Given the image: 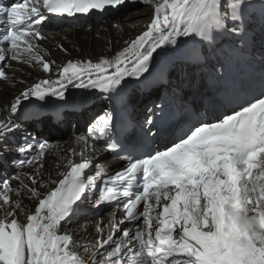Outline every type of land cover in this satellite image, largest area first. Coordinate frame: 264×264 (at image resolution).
Returning a JSON list of instances; mask_svg holds the SVG:
<instances>
[{
  "label": "snow or ice",
  "instance_id": "snow-or-ice-1",
  "mask_svg": "<svg viewBox=\"0 0 264 264\" xmlns=\"http://www.w3.org/2000/svg\"><path fill=\"white\" fill-rule=\"evenodd\" d=\"M140 2L151 8L150 22L119 52L62 66L45 59L40 43L49 17L78 20L137 0L0 3V83H24L12 62L56 76L25 85L0 107V154L9 150L33 99L67 104L69 86L122 93L130 80H147L162 54L209 68L222 80L223 43L230 41L225 56L254 49L257 22L258 86L229 111L197 118L158 147L152 145L164 136L163 117L154 121L151 113L144 121L149 127L130 134L135 126L122 129L105 110L77 139L78 149L55 164V179L43 172L52 145L26 137L15 148L23 158L12 164L32 171L0 179V264H264V0H258V17L253 0ZM186 83L197 87L187 78L170 86L180 93ZM97 152L120 154L123 166L110 172L96 163ZM25 197L36 202L33 209ZM86 202L111 211L106 223H97L96 237L81 243L64 225Z\"/></svg>",
  "mask_w": 264,
  "mask_h": 264
},
{
  "label": "bare ground",
  "instance_id": "bare-ground-1",
  "mask_svg": "<svg viewBox=\"0 0 264 264\" xmlns=\"http://www.w3.org/2000/svg\"><path fill=\"white\" fill-rule=\"evenodd\" d=\"M253 2L255 4L254 11L258 17V0H253ZM132 4L133 3H127L119 8H112L110 13L103 16V18L93 21L92 23L74 24L77 26L68 24L55 26V23L52 22L53 19L49 17V22L45 25L43 32L46 39L40 42L42 48L45 50V59H51L55 61L57 66H62L70 59L72 61L92 59L95 62L100 57L114 56L125 46V41L134 39L138 34L145 30L144 26L150 22L151 8L145 3L142 4L147 6H144L141 10L128 14L115 15V12ZM254 31L256 33V44L254 49L230 52L229 55L225 56L223 53L228 51L229 47L225 48L222 46L221 59L224 60L226 67L233 64L237 69L241 65L239 57L244 55L252 56L260 61L262 52L258 22L256 23ZM61 45L63 46L62 48L60 47ZM12 64L13 67L18 70L16 74L17 81L22 80L24 83H0V107H3L8 101H10L13 98V94H18L25 85H31L42 79H56L54 74L44 72L38 65L30 67L16 62H12ZM214 75L216 74L209 68L176 63L172 58L164 57L162 54L152 70V75L148 77L147 80H141L140 82L147 81L154 84L153 79L161 77L164 81H167V87L173 88L170 85L178 83L182 78H187L188 81H194L197 87L193 89L186 83V86L180 93H177L175 88H173L174 94L176 97L181 94V100H184L190 95L194 101H198L202 95L203 89L211 82H214ZM140 82L137 83L134 79L130 80L128 87L119 94H106L98 89H79L69 86L67 95L70 94L76 98L83 96H99L100 100L87 106H83L80 109L62 111L60 117L63 119L58 122L57 125H54V114H50L48 110L55 105L56 97L49 96L47 102L33 99L32 103L28 105V110L25 115L26 121L21 119V129L16 136L31 139L33 137L30 138L29 136L32 134L31 126H48L53 130V134L45 138V140L52 145V148L47 151L43 158V172L45 175L51 172L55 179L57 178L55 164L57 162L61 164L64 163L63 158L67 156L68 149L73 147L78 149L79 146L77 145V139L80 136H86L83 132L84 128L91 126L99 115H102L105 110H108L109 106L113 104V101L111 100L112 97H114L113 100L118 97L129 98L131 102H134L133 112L136 114L134 119L136 121L141 120L140 117L142 112H148L150 105L153 104L154 100L159 96L162 86L158 88L154 86L153 91L147 92L141 89ZM215 103L218 105L217 101ZM189 104L190 102H185V105ZM38 107L39 111L33 110ZM213 112L214 111H212V113ZM69 113L72 114L69 115ZM85 121L86 123L83 126V122ZM65 127V131H63ZM77 128L80 129V131L74 133V129ZM57 132L62 133L58 135L56 134ZM47 138H49V140ZM18 144L8 142L9 150L0 154L5 160L4 164L0 163V167H2L3 170L0 174V179L7 176H14L18 173L32 171V168L27 165H25L23 169H17L13 166L12 161L14 159L22 158L19 156L20 154L15 151ZM7 159H9V162H7ZM94 171L95 169L92 170L91 174H94ZM23 202L29 210L33 209L36 204L34 200L29 201L27 197L24 198ZM85 204L90 203L86 202ZM110 211L111 208L104 206L99 209L94 208L93 211L82 213L79 217H76L74 220L75 223H72V220H70L68 224L64 225V229L70 231L81 243L86 240H93L97 235L95 231L97 223L100 221L106 223ZM125 226L129 227L131 225Z\"/></svg>",
  "mask_w": 264,
  "mask_h": 264
},
{
  "label": "rangeland",
  "instance_id": "rangeland-1",
  "mask_svg": "<svg viewBox=\"0 0 264 264\" xmlns=\"http://www.w3.org/2000/svg\"><path fill=\"white\" fill-rule=\"evenodd\" d=\"M144 6H147V5H144V4H142V2H137V3H135V4H132V5H129V6H126L125 8H122L121 10H119V11H117V12H115L116 14L115 15H117V14H128V13H131V12H134V11H138V10H141ZM103 18V17H102ZM94 21V20H93ZM93 21H90L91 23L93 22ZM70 25H72V26H77V25H73V24H70ZM71 26V27H72ZM70 27V26H69ZM78 27H80V26H78ZM92 27V26H91ZM145 27H146V25L144 26V29H145ZM223 46L226 48V47H228V46H230V42L229 41H225L224 43H223ZM67 96H69V95H67ZM8 101V100H7ZM102 101V100H101ZM104 102V101H103ZM102 102V103H103ZM101 105V104H100ZM105 108H107V107H105ZM70 114H72V113H69V115ZM32 128H34V129H36L37 131H34V134H31V135H29L30 136V138L32 137V136H35V134L37 133V132H41L45 127L44 126H36V127H34V126H31ZM65 129H66V127L63 129V131H65ZM28 134V133H27ZM48 140H49V138H47ZM91 205V204H90ZM92 207V206H91ZM76 219V217L74 216L71 220H72V223H75L74 222V220ZM71 224V223H70Z\"/></svg>",
  "mask_w": 264,
  "mask_h": 264
},
{
  "label": "clouds",
  "instance_id": "clouds-1",
  "mask_svg": "<svg viewBox=\"0 0 264 264\" xmlns=\"http://www.w3.org/2000/svg\"><path fill=\"white\" fill-rule=\"evenodd\" d=\"M47 130H48V131H52V132L46 133L45 136L41 134L42 136H44V138H42V139H45L46 137L51 136V135L53 134V130H52V129L49 128V129H47ZM44 131H45V129H44ZM45 132H46V131H45ZM58 133H59V132H57L56 134H58ZM36 136H37V135H36Z\"/></svg>",
  "mask_w": 264,
  "mask_h": 264
},
{
  "label": "water",
  "instance_id": "water-1",
  "mask_svg": "<svg viewBox=\"0 0 264 264\" xmlns=\"http://www.w3.org/2000/svg\"><path fill=\"white\" fill-rule=\"evenodd\" d=\"M138 2H139V1H138ZM85 123H86V121L83 122V126L85 125ZM41 138H44V136H42L41 134H37L36 139L38 140V139H41Z\"/></svg>",
  "mask_w": 264,
  "mask_h": 264
},
{
  "label": "trees",
  "instance_id": "trees-1",
  "mask_svg": "<svg viewBox=\"0 0 264 264\" xmlns=\"http://www.w3.org/2000/svg\"><path fill=\"white\" fill-rule=\"evenodd\" d=\"M46 132L45 133H49V132H52V131H48V130H45Z\"/></svg>",
  "mask_w": 264,
  "mask_h": 264
}]
</instances>
